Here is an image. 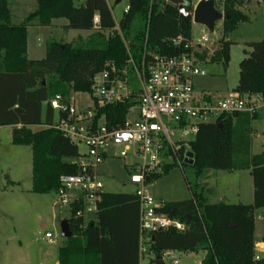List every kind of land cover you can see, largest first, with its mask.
<instances>
[{"label":"trees","instance_id":"obj_1","mask_svg":"<svg viewBox=\"0 0 264 264\" xmlns=\"http://www.w3.org/2000/svg\"><path fill=\"white\" fill-rule=\"evenodd\" d=\"M76 1L36 0V9L21 23H14L9 0H0V126L15 127L13 143L31 147L32 191L39 194L56 193L61 176L77 172L76 159L80 156L77 145L51 127L54 111L49 100L57 94L67 98L72 91L90 92L94 76L105 68L106 62L114 61L119 67L125 64V42L139 62L144 54L176 55L184 49L173 45L172 39L181 35L187 40L192 36L191 18L187 23L178 7L168 0H129L130 10L119 23L120 32L108 0ZM221 1L225 15L223 38L212 55L207 51L200 55L202 59L209 57L210 63L224 62L226 47L231 43L229 35L240 22L249 19L238 8L242 0ZM186 2L192 13L193 0ZM96 14L100 22L94 29ZM58 18L69 21L65 29L91 33L70 42L51 40L45 58H29L28 27L51 26ZM253 45L264 50V40ZM259 68V84L252 86L243 76L237 92L264 98V57ZM125 110L120 105H109L101 112ZM258 117L257 113L237 112L200 125L189 142L194 155L193 163L187 164L191 198L162 202L157 209L182 221L186 228L151 232L147 241L150 252L162 255L166 251H203L205 256L200 264H264V258L255 260L257 211L264 208V152L253 154L250 149L251 124ZM37 125L45 129L34 132ZM241 147L243 155L238 154ZM174 165L177 164L165 165L162 172ZM210 169H249L253 202H210L201 185ZM162 172L154 178H159ZM76 211L73 209L68 218L72 236L65 238L59 247V264H140L141 213L137 195L105 192L96 217L87 224ZM261 239L264 240V235Z\"/></svg>","mask_w":264,"mask_h":264},{"label":"built area","instance_id":"obj_2","mask_svg":"<svg viewBox=\"0 0 264 264\" xmlns=\"http://www.w3.org/2000/svg\"><path fill=\"white\" fill-rule=\"evenodd\" d=\"M129 10L128 2L124 13ZM99 22L96 14L94 29L98 28ZM117 30L120 32L119 26ZM171 42L184 50L172 56L144 54L139 62L125 42V64L119 67L114 61H108L94 76L88 92L91 105H77L71 94L73 91L67 98L57 94L48 102L54 112H59V119H54L51 127L78 148L79 145L86 148V151L79 150L77 172L61 176L60 187L55 193V208L68 207L70 215L77 209L76 215L86 224L87 215L96 217L106 192L99 167L109 160L132 158V163L126 167L140 203L141 254L145 250L142 243L150 240L151 232L171 227L180 231L186 228L182 221L157 210L162 203L150 191L154 175L173 163L183 168L189 142L201 124L237 112L258 113L264 109L262 95L237 92L214 97L197 89V79L208 75L205 67L210 63L209 57L202 59L200 55L207 51L210 56L216 50V41L208 35L203 34L199 39L192 35L187 40L180 35ZM109 105H120L126 110L101 112ZM45 236L49 241H55L51 232ZM258 247L255 244V260L261 258ZM166 255L169 254H162L164 261ZM171 264H178L177 259Z\"/></svg>","mask_w":264,"mask_h":264},{"label":"rangeland","instance_id":"obj_3","mask_svg":"<svg viewBox=\"0 0 264 264\" xmlns=\"http://www.w3.org/2000/svg\"><path fill=\"white\" fill-rule=\"evenodd\" d=\"M199 0H193L194 6ZM78 1H76L77 3ZM129 0H108L118 29L124 17V8ZM12 10V21L21 23L24 18L36 9V0H25L22 7L18 0H9ZM217 9L223 12L222 1H215ZM247 16L248 21L240 22L229 35L231 43L226 47L223 63L206 65L208 75L197 79L200 92L210 91L225 96L237 93L243 76L252 86L259 84V68L264 50L252 46L264 40V0H242L238 4ZM69 21L66 18L55 19L53 25L41 29L31 28L28 35V55L31 59H43L46 56L47 44L51 40L70 42L80 35H89L88 30L65 29ZM206 34L216 41L215 47L223 38V21H218L214 31L199 23H192V35L199 39ZM85 38V37H84ZM244 67L246 70L244 71ZM79 106L91 105L89 93H71ZM261 117L252 121L250 149L253 154L264 152V109ZM46 117V105L43 107V119ZM54 119H59V112H54ZM13 126H0V264H56L59 247L64 238L61 236V221L70 217L68 207L55 208L56 194H39L32 191V149L28 145L13 143ZM80 151H86L79 145ZM190 153L187 149L182 168L172 166L167 172L150 184V191L159 202L179 201L191 198L189 187ZM244 148L238 150L243 155ZM132 158L109 160L99 167L101 179L106 192L134 193L135 187L129 182V171L126 164ZM206 195L212 203L225 201L231 204H251L253 202V179L249 169L213 170L210 169L201 180ZM226 198V200H225ZM257 232L264 233V214L257 211ZM94 215L86 216V224ZM51 232L55 241L51 242L45 234ZM258 239V238H257ZM141 264H155L156 255L149 251L147 242L142 243ZM205 256L200 252H179L165 256V262L171 264L177 259L178 264H200Z\"/></svg>","mask_w":264,"mask_h":264},{"label":"water","instance_id":"obj_4","mask_svg":"<svg viewBox=\"0 0 264 264\" xmlns=\"http://www.w3.org/2000/svg\"><path fill=\"white\" fill-rule=\"evenodd\" d=\"M170 3L178 7L179 13L183 16L184 20L188 23L190 18L192 23H199L206 26L210 31H214L215 25L218 21H223L225 19L224 12L220 11L215 6V0H199L194 6V10L191 13L187 8L186 0H168ZM120 2L117 0L116 3ZM223 122L220 123V126ZM45 127L42 125H37L34 127V132L42 131ZM193 152L191 151L190 162L193 163ZM61 236L69 238L72 236V231L70 229L68 219L61 221ZM155 264H166L161 254H157L154 260Z\"/></svg>","mask_w":264,"mask_h":264},{"label":"crops","instance_id":"obj_5","mask_svg":"<svg viewBox=\"0 0 264 264\" xmlns=\"http://www.w3.org/2000/svg\"><path fill=\"white\" fill-rule=\"evenodd\" d=\"M121 1V0H120ZM18 2H19V4L22 6V7H25V0H18ZM116 2H117V0H116ZM119 3V2H118ZM55 20V19H54ZM54 20L52 21V25H53V22H54ZM51 25V26H52ZM44 27H50V26H36V25H33V26H29L28 27V35H29V30L31 29V28H37L38 30L39 29H41V28H44ZM89 32V34L91 33V31H88ZM81 37H87L86 35H80ZM74 39V38H73ZM72 39V40H73ZM28 40V39H27ZM252 46H254L253 45V43H250ZM28 49H29V45H28ZM205 92H208V91H205ZM72 93H74V92H72ZM209 93L210 94H212L214 97H224L225 95L223 94V93H216V94H213V93H211L210 91H209ZM261 110L262 109H260V111L257 113L258 114V116L259 117H261L262 115H261ZM225 200H226V198H225ZM261 210V212H263V214H264V208H261L260 209ZM264 219V218H263ZM262 222H263V224H264V220H262ZM257 226H258V224H257V222H256V238H258L257 240H256V242H255V244L256 245H258L259 247H258V249L261 251L260 252V256H261V258H264V240H262L261 239V237L264 235V233L262 234V233H259V232H257ZM264 226V225H263ZM167 252V254H173V253H175L176 251H166ZM56 264H59V262H58V260H57V263ZM140 264H141V261H140Z\"/></svg>","mask_w":264,"mask_h":264}]
</instances>
